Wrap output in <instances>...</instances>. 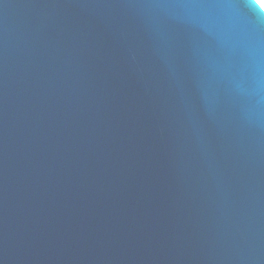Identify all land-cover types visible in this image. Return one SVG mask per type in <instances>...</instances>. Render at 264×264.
I'll use <instances>...</instances> for the list:
<instances>
[{
	"label": "water",
	"instance_id": "water-1",
	"mask_svg": "<svg viewBox=\"0 0 264 264\" xmlns=\"http://www.w3.org/2000/svg\"><path fill=\"white\" fill-rule=\"evenodd\" d=\"M0 264H264L258 0H0Z\"/></svg>",
	"mask_w": 264,
	"mask_h": 264
},
{
	"label": "bare ground",
	"instance_id": "bare-ground-1",
	"mask_svg": "<svg viewBox=\"0 0 264 264\" xmlns=\"http://www.w3.org/2000/svg\"><path fill=\"white\" fill-rule=\"evenodd\" d=\"M262 5H264L263 0H258Z\"/></svg>",
	"mask_w": 264,
	"mask_h": 264
},
{
	"label": "built area",
	"instance_id": "built-area-1",
	"mask_svg": "<svg viewBox=\"0 0 264 264\" xmlns=\"http://www.w3.org/2000/svg\"><path fill=\"white\" fill-rule=\"evenodd\" d=\"M263 3H264V0H263ZM262 5V4H261ZM263 6V8H264V5H262Z\"/></svg>",
	"mask_w": 264,
	"mask_h": 264
}]
</instances>
